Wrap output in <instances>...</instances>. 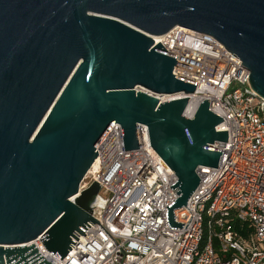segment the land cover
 Returning a JSON list of instances; mask_svg holds the SVG:
<instances>
[{
    "label": "water",
    "instance_id": "95a60500",
    "mask_svg": "<svg viewBox=\"0 0 264 264\" xmlns=\"http://www.w3.org/2000/svg\"><path fill=\"white\" fill-rule=\"evenodd\" d=\"M178 25L224 44L264 99V0H0V264H51L34 243L17 245L41 236L62 259L76 232L100 224L102 186L81 185L116 124L125 150L148 126L178 178L168 224L183 227L174 212L199 186V166L219 165L228 130L208 99L189 118V97L159 98L196 91L174 73L177 55L154 46Z\"/></svg>",
    "mask_w": 264,
    "mask_h": 264
},
{
    "label": "built area",
    "instance_id": "2783aa9c",
    "mask_svg": "<svg viewBox=\"0 0 264 264\" xmlns=\"http://www.w3.org/2000/svg\"><path fill=\"white\" fill-rule=\"evenodd\" d=\"M159 42L177 55L174 73L197 82L194 93L160 100L189 97L184 115L192 118L208 99L224 119L217 130H228L227 142L215 143L223 150L219 165L199 166V186L174 212L183 227L168 224L166 207L178 198V187H171L178 178L152 147L148 126L137 125L139 148L125 150L116 124L84 186L98 181L107 195L93 216L109 234L89 221L62 259L41 236L17 246L34 243L51 264H264V99L253 92L243 61L214 36L178 25L154 46Z\"/></svg>",
    "mask_w": 264,
    "mask_h": 264
},
{
    "label": "rangeland",
    "instance_id": "374dc122",
    "mask_svg": "<svg viewBox=\"0 0 264 264\" xmlns=\"http://www.w3.org/2000/svg\"><path fill=\"white\" fill-rule=\"evenodd\" d=\"M90 180H91L90 176H87V175H86L85 179H84L83 182H82L81 187H82V186L84 187V186L88 185V184L90 183ZM101 192H102V191H101ZM101 195H102L103 198H106V197H107L106 194H101Z\"/></svg>",
    "mask_w": 264,
    "mask_h": 264
},
{
    "label": "bare ground",
    "instance_id": "6f19581e",
    "mask_svg": "<svg viewBox=\"0 0 264 264\" xmlns=\"http://www.w3.org/2000/svg\"><path fill=\"white\" fill-rule=\"evenodd\" d=\"M168 96H165V98H167ZM98 162L99 160L97 159L92 167V170H95L96 168H98Z\"/></svg>",
    "mask_w": 264,
    "mask_h": 264
}]
</instances>
